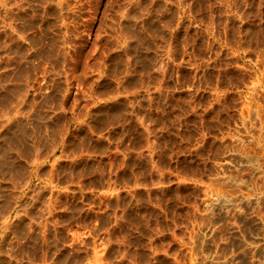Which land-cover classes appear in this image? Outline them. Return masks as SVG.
<instances>
[{
    "label": "crops",
    "instance_id": "0c3cea01",
    "mask_svg": "<svg viewBox=\"0 0 264 264\" xmlns=\"http://www.w3.org/2000/svg\"><path fill=\"white\" fill-rule=\"evenodd\" d=\"M262 93L264 0H0V264H122L121 197Z\"/></svg>",
    "mask_w": 264,
    "mask_h": 264
},
{
    "label": "rangeland",
    "instance_id": "374dc122",
    "mask_svg": "<svg viewBox=\"0 0 264 264\" xmlns=\"http://www.w3.org/2000/svg\"><path fill=\"white\" fill-rule=\"evenodd\" d=\"M248 137L182 150L179 163L176 150L155 156L169 170L121 197L122 264H264V104L249 108Z\"/></svg>",
    "mask_w": 264,
    "mask_h": 264
},
{
    "label": "bare ground",
    "instance_id": "6f19581e",
    "mask_svg": "<svg viewBox=\"0 0 264 264\" xmlns=\"http://www.w3.org/2000/svg\"><path fill=\"white\" fill-rule=\"evenodd\" d=\"M5 106H6V104H5ZM5 106H3V107H5ZM75 153V152H74ZM72 170V169H71ZM62 179V178H61ZM75 180V179H74ZM77 180V179H76ZM71 183V182H70ZM82 184V183H81ZM70 193V192H69Z\"/></svg>",
    "mask_w": 264,
    "mask_h": 264
}]
</instances>
